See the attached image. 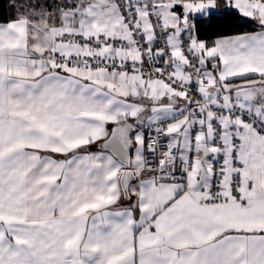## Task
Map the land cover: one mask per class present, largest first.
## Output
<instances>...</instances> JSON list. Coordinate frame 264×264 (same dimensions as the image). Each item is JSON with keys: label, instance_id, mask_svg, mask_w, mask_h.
I'll return each instance as SVG.
<instances>
[{"label": "snow or ice", "instance_id": "6c2138e0", "mask_svg": "<svg viewBox=\"0 0 264 264\" xmlns=\"http://www.w3.org/2000/svg\"><path fill=\"white\" fill-rule=\"evenodd\" d=\"M0 264H264V0H3Z\"/></svg>", "mask_w": 264, "mask_h": 264}, {"label": "trees", "instance_id": "16d2710c", "mask_svg": "<svg viewBox=\"0 0 264 264\" xmlns=\"http://www.w3.org/2000/svg\"><path fill=\"white\" fill-rule=\"evenodd\" d=\"M3 2V0H0V3H2Z\"/></svg>", "mask_w": 264, "mask_h": 264}]
</instances>
